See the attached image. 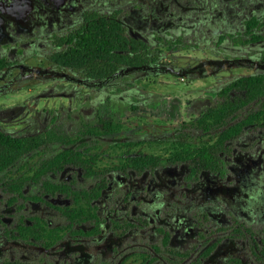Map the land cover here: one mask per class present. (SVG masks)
Segmentation results:
<instances>
[{
  "label": "flooded vegetation",
  "instance_id": "obj_1",
  "mask_svg": "<svg viewBox=\"0 0 264 264\" xmlns=\"http://www.w3.org/2000/svg\"><path fill=\"white\" fill-rule=\"evenodd\" d=\"M120 24L148 59L89 63ZM16 92L0 131L35 139L0 170V264H264V0H0Z\"/></svg>",
  "mask_w": 264,
  "mask_h": 264
},
{
  "label": "trees",
  "instance_id": "obj_2",
  "mask_svg": "<svg viewBox=\"0 0 264 264\" xmlns=\"http://www.w3.org/2000/svg\"><path fill=\"white\" fill-rule=\"evenodd\" d=\"M146 47L147 44L145 42L126 34L121 24L120 32L116 36L112 34L110 26V32H105L99 37H89L88 49L89 51L91 50L92 56L88 57V61L89 63H94L97 58L101 57L104 62H111L112 57L115 55L114 49L116 48L120 66L130 62H143L148 59V55L145 53ZM53 134H57L58 138L65 136L64 131L51 130L48 133L39 134L37 139L39 142H43L51 139ZM34 139V137L30 136L0 131V170L9 166L18 157L31 149Z\"/></svg>",
  "mask_w": 264,
  "mask_h": 264
},
{
  "label": "rangeland",
  "instance_id": "obj_3",
  "mask_svg": "<svg viewBox=\"0 0 264 264\" xmlns=\"http://www.w3.org/2000/svg\"><path fill=\"white\" fill-rule=\"evenodd\" d=\"M213 31V30H211ZM177 53L179 61H182V63L188 59V55L194 53L191 50H177V51H169L167 59L173 58L172 53ZM198 54L202 55V52H198ZM180 55V56H179ZM162 82H154L150 86L154 89H157L159 91H162L164 93H176L183 96H191L193 95L198 88H202L206 86L210 80L209 79H186L184 81H181L179 78H177L173 74L164 75L162 78ZM170 80V81H169ZM175 81V82H174ZM193 91V92H192ZM20 94V95H19ZM9 93L7 97L4 99H0V108H4V111L0 113V121L9 125H15L13 123H16L19 119H21V113L18 109H16L17 105L20 103L19 101L22 99V93ZM39 123L42 124L45 121L51 122L52 119L46 116H39ZM83 117L81 116H61L58 117V121L64 123L66 126H73L79 122L80 119ZM92 116H90V119Z\"/></svg>",
  "mask_w": 264,
  "mask_h": 264
}]
</instances>
